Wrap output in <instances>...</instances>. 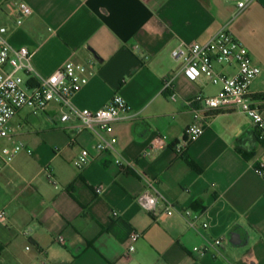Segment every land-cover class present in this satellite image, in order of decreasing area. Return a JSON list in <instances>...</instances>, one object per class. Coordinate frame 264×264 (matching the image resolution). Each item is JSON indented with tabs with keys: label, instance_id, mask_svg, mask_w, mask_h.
<instances>
[{
	"label": "crops",
	"instance_id": "1",
	"mask_svg": "<svg viewBox=\"0 0 264 264\" xmlns=\"http://www.w3.org/2000/svg\"><path fill=\"white\" fill-rule=\"evenodd\" d=\"M238 1L0 0V25L11 30L13 46L33 52L40 76L70 60L92 70L75 106L98 110L119 94L131 110L114 125L127 168L114 163L115 154H98L95 136L80 131L77 121L61 122L57 104L42 115L22 110L13 118L11 133L30 152L0 171V211L6 213L0 264H264V180L254 170L264 162V139L251 119L214 112L183 155L173 148L193 123L185 101L215 96L220 87L177 75L181 63L171 52L205 43L224 27L262 70L250 94L264 117V100L255 99L264 94V0L236 15ZM20 5L32 13L15 27ZM224 71L233 74L235 67ZM174 76L173 89L165 90ZM157 136H166L167 146L149 152ZM82 149L92 161L78 169L74 160ZM146 178L180 210L201 215L196 230L177 213L164 215L161 204L157 214L139 206ZM134 231L141 239L129 254ZM234 232L239 246L229 242ZM58 235L64 244H57ZM219 238L222 246L204 255L194 251Z\"/></svg>",
	"mask_w": 264,
	"mask_h": 264
},
{
	"label": "built area",
	"instance_id": "2",
	"mask_svg": "<svg viewBox=\"0 0 264 264\" xmlns=\"http://www.w3.org/2000/svg\"><path fill=\"white\" fill-rule=\"evenodd\" d=\"M257 0H239L237 14L244 11ZM29 6L20 5V16L15 19L14 26L20 27L23 18L30 16ZM11 30L0 25V171L16 158L23 150L30 152L22 143L15 140L11 133V122L22 110H29L33 115H42L52 104L59 106L61 122L75 120L80 124V131L88 130L96 138L94 149L98 154H115L114 163L127 168L131 163L123 162L118 151V138L114 125L127 118L131 110L127 101L115 94L109 104L98 110L80 109L73 103L74 96L86 86L93 75L92 70L85 64L68 61L48 77L40 76L33 64L31 52L27 47H15L10 42ZM171 57L181 63L177 75H183L188 81L196 82L205 79L220 91L215 96H197L186 100L185 105L193 114V123L188 126L183 137L174 144L178 155H183L191 143L199 139L205 132L207 118L214 112L238 111L249 117L254 127L264 139V117L257 103L250 94V87L261 75L248 49L229 31L222 28L216 35L205 43L180 44L172 50ZM235 67L233 74L226 73L224 68ZM176 76L165 82L164 89L172 90ZM172 100L176 95L172 94ZM167 146L166 136H157L150 144L149 152L157 151ZM92 161L87 149H82L74 160L78 169H83ZM255 172L264 180V162L254 167ZM48 180L56 185L53 176L48 173ZM147 189L137 197L139 206L150 214H157L158 206L164 207L163 214L174 216L179 214L189 226L196 230L201 215L191 209L180 210L176 204L169 201L159 190L156 182L145 179ZM102 193V188L96 189ZM116 212L113 216H117ZM0 220H6V213L0 211ZM204 229L208 223H203ZM141 239V233L134 231L129 237L128 253L136 250V244ZM56 242L64 244L62 235ZM222 238L215 239L205 248H194V251L204 255L209 249L223 245Z\"/></svg>",
	"mask_w": 264,
	"mask_h": 264
},
{
	"label": "water",
	"instance_id": "3",
	"mask_svg": "<svg viewBox=\"0 0 264 264\" xmlns=\"http://www.w3.org/2000/svg\"><path fill=\"white\" fill-rule=\"evenodd\" d=\"M229 242L232 246H239L242 242L241 235L237 232L232 233Z\"/></svg>",
	"mask_w": 264,
	"mask_h": 264
},
{
	"label": "trees",
	"instance_id": "4",
	"mask_svg": "<svg viewBox=\"0 0 264 264\" xmlns=\"http://www.w3.org/2000/svg\"><path fill=\"white\" fill-rule=\"evenodd\" d=\"M256 100H264V94H261L257 97H255ZM191 167L195 168V166L193 165V163H189Z\"/></svg>",
	"mask_w": 264,
	"mask_h": 264
}]
</instances>
